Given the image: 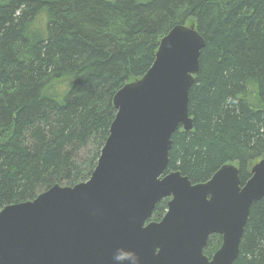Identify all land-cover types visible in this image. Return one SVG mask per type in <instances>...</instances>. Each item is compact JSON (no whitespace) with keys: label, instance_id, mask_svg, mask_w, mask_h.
Here are the masks:
<instances>
[{"label":"trees","instance_id":"obj_1","mask_svg":"<svg viewBox=\"0 0 264 264\" xmlns=\"http://www.w3.org/2000/svg\"><path fill=\"white\" fill-rule=\"evenodd\" d=\"M178 25L206 44L190 91L194 128L174 134L168 172L201 184L235 164L248 182L264 159V0H0V212L91 178L116 94L145 76ZM221 244L212 236L205 254ZM233 264H264V198Z\"/></svg>","mask_w":264,"mask_h":264},{"label":"water","instance_id":"obj_2","mask_svg":"<svg viewBox=\"0 0 264 264\" xmlns=\"http://www.w3.org/2000/svg\"><path fill=\"white\" fill-rule=\"evenodd\" d=\"M205 44L194 26L174 27L145 76L116 94L91 178L0 212V264L234 263L251 207L264 198V159L245 185L233 164L201 184L168 172L174 134L194 128L190 91ZM165 199V217L148 223ZM213 235L222 245L209 259Z\"/></svg>","mask_w":264,"mask_h":264},{"label":"rangeland","instance_id":"obj_3","mask_svg":"<svg viewBox=\"0 0 264 264\" xmlns=\"http://www.w3.org/2000/svg\"><path fill=\"white\" fill-rule=\"evenodd\" d=\"M110 1H115V0H110Z\"/></svg>","mask_w":264,"mask_h":264}]
</instances>
